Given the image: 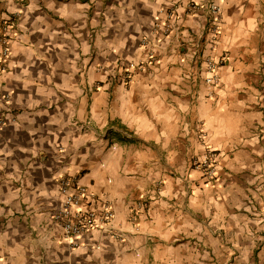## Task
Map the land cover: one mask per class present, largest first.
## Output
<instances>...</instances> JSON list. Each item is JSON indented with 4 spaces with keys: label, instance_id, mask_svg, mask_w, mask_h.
<instances>
[{
    "label": "crops",
    "instance_id": "crops-1",
    "mask_svg": "<svg viewBox=\"0 0 264 264\" xmlns=\"http://www.w3.org/2000/svg\"><path fill=\"white\" fill-rule=\"evenodd\" d=\"M5 1L0 264H264V0ZM64 173L104 229L54 224Z\"/></svg>",
    "mask_w": 264,
    "mask_h": 264
},
{
    "label": "built area",
    "instance_id": "built-area-1",
    "mask_svg": "<svg viewBox=\"0 0 264 264\" xmlns=\"http://www.w3.org/2000/svg\"><path fill=\"white\" fill-rule=\"evenodd\" d=\"M16 3L27 0H13ZM202 4L191 2L189 9H194ZM212 13V22H220V5L215 2L206 3ZM20 12H10L6 1L0 0V77L8 73L12 58V39L17 28ZM208 69L214 73L213 64H208ZM130 70H126L125 80H128ZM212 77L207 80L210 81ZM195 168H200L208 179L216 176V157L211 150L203 154V159L195 158L192 161ZM58 189L62 197L59 207L54 212L52 219L68 238L74 239L82 235L104 229L114 218L110 205L99 210L96 208L95 195L80 182L79 174L64 173L59 177Z\"/></svg>",
    "mask_w": 264,
    "mask_h": 264
}]
</instances>
